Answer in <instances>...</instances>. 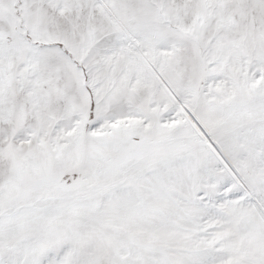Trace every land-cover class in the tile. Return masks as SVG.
<instances>
[{"label": "snow or ice", "instance_id": "snow-or-ice-1", "mask_svg": "<svg viewBox=\"0 0 264 264\" xmlns=\"http://www.w3.org/2000/svg\"><path fill=\"white\" fill-rule=\"evenodd\" d=\"M0 264H264V0H0Z\"/></svg>", "mask_w": 264, "mask_h": 264}]
</instances>
